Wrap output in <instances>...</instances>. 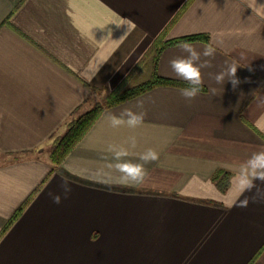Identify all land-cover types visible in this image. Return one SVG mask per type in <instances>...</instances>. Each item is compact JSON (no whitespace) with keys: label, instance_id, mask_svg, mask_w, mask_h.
Wrapping results in <instances>:
<instances>
[{"label":"crops","instance_id":"1","mask_svg":"<svg viewBox=\"0 0 264 264\" xmlns=\"http://www.w3.org/2000/svg\"><path fill=\"white\" fill-rule=\"evenodd\" d=\"M192 35L196 51L215 48L197 98L156 86L106 108L51 161L71 120L152 78L158 39ZM180 44L156 73L189 84L170 66ZM229 65L235 88L209 75ZM125 109L142 124L113 128L107 116ZM148 149L156 161L141 159ZM260 151L264 0H0V264H264V182L240 184Z\"/></svg>","mask_w":264,"mask_h":264},{"label":"clouds","instance_id":"2","mask_svg":"<svg viewBox=\"0 0 264 264\" xmlns=\"http://www.w3.org/2000/svg\"><path fill=\"white\" fill-rule=\"evenodd\" d=\"M134 27V25H133ZM180 50L187 55L174 58L170 61V66L172 71L175 73L176 77L182 79L192 87L184 88L181 90V96L188 102H191L200 94V86L203 84L202 69L211 67L210 59L215 55V48L211 46H206L203 52H198L189 43L183 42L179 46ZM204 57L205 59H202ZM99 71V68L95 70ZM237 67L235 65H229L222 71L216 74H209L215 80L217 84H225L226 82H231L233 88H235L239 83V79L236 76ZM126 117V119H125ZM108 121L113 128L119 127L126 124L129 128H136L142 124L144 116L143 113H136L130 109H125L121 116L108 115ZM131 143L135 146V138H131ZM123 153L117 152L116 155L119 157ZM141 159L145 162L156 161L158 159V153L152 149H148L142 156ZM121 171L132 175L134 178L143 179L146 173L140 165H119ZM259 180L264 182V151L253 153L246 166L241 172V191L251 190L254 187L253 181ZM65 188L66 193L70 191L67 188L66 182L62 184ZM54 203L59 204L61 202L60 197L56 196L53 200ZM241 207L247 206V201H242L239 205Z\"/></svg>","mask_w":264,"mask_h":264},{"label":"trees","instance_id":"3","mask_svg":"<svg viewBox=\"0 0 264 264\" xmlns=\"http://www.w3.org/2000/svg\"><path fill=\"white\" fill-rule=\"evenodd\" d=\"M202 38L200 35H192V36H185L173 40H168L166 42H162L160 39H158L155 42V45L153 46L152 54H154V74L152 78L140 85L134 86L132 88L122 89L118 88L115 91H113L108 99L105 102L104 106L97 105L96 107L92 108L89 111H86L80 115H78L76 118L71 120L67 124V129L65 134L59 138L57 141L54 142V150L50 155L51 161L55 165H59L63 162L65 157L68 155V153L74 148V146L81 140V138L84 136V134L89 130V128L93 125V123L97 120V118L103 113V111L108 108L112 107L114 105L120 104L124 101H127L129 99H132L140 94H143L151 89H153L156 86L159 85H167V86H188L192 87V85L189 84H183L181 82L167 79L160 77L156 73V66L157 62L159 60L160 52L169 45L178 44L182 42H189L194 41L197 39ZM21 212V209L17 211V213L14 215L13 220H15Z\"/></svg>","mask_w":264,"mask_h":264},{"label":"rangeland","instance_id":"4","mask_svg":"<svg viewBox=\"0 0 264 264\" xmlns=\"http://www.w3.org/2000/svg\"><path fill=\"white\" fill-rule=\"evenodd\" d=\"M154 55V54H153ZM153 58H150L149 60H148V62H147V65H149V67H150V65H151V63L153 62V60H152ZM109 97V96H108ZM108 97H105V99H101V100H99L97 103H95L93 106H92V108H94V107H96L97 105H99V106H104L105 105V102H106V100L108 99ZM91 108V109H92ZM91 109H89V110H91ZM88 110V111H89ZM62 136H60V137H57L55 140H54V142L55 141H57L59 138H61ZM54 142H53V145H52V149H51V153L53 152V150H54ZM51 155V154H50Z\"/></svg>","mask_w":264,"mask_h":264}]
</instances>
